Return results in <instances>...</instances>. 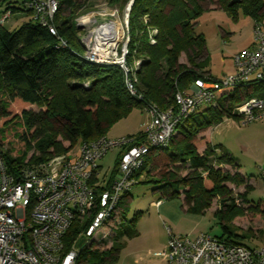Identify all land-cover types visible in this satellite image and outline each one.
Returning <instances> with one entry per match:
<instances>
[{
    "label": "trees",
    "instance_id": "1",
    "mask_svg": "<svg viewBox=\"0 0 264 264\" xmlns=\"http://www.w3.org/2000/svg\"><path fill=\"white\" fill-rule=\"evenodd\" d=\"M29 1L0 0L2 13L22 12L30 17L15 30H8L0 23V157L6 171L14 177L24 165L63 154L77 141L80 144L104 136L114 122L127 116L135 106L143 108L145 103H151L161 109L174 108L177 90H188L196 78L211 77L205 38L195 32L202 0H133L128 14L126 59L128 63L141 60L136 88L142 101L128 93L120 68L89 62L83 57L75 16L93 4L90 0H57L52 20L55 34L33 17L32 9L25 5ZM126 1L108 0L107 3L124 5ZM215 2L217 8L233 15L239 7L253 19V24H262L264 0ZM143 17L147 18L146 23ZM148 28L157 29L154 44L149 43ZM251 97L264 98V79L224 88L215 105L197 108L177 125L166 148L149 147L145 162L134 174L138 183L140 179L158 183L156 189L165 198L182 194L186 211L193 214H202L208 201L219 195L220 207L226 213H215L223 230V234L216 236L241 245L245 244L239 239L245 237L233 232L229 222L245 214L264 218V198L249 201L250 189L233 195L224 182L239 185L249 177L238 171L232 173L213 167L210 157L218 164L236 169L239 165L220 144L212 145L200 134L224 118L239 119L232 108ZM17 103L36 105L39 110L22 107L13 111ZM128 136H134L136 144L145 142L142 130ZM198 141L206 144L202 153L198 151ZM64 142L69 146L65 147ZM30 151L32 154L28 156ZM122 151L109 178L106 177L108 181L116 174ZM178 166L185 167L187 173L178 176ZM200 170L206 174L202 175ZM129 196L130 192L123 196L121 206L126 205ZM81 228L82 225L74 223L68 229L67 248ZM124 234L133 237L136 231L123 228L122 224L108 249L96 244L91 249L85 248L80 252L78 264H116L122 246L120 237ZM106 243L104 240L101 245Z\"/></svg>",
    "mask_w": 264,
    "mask_h": 264
},
{
    "label": "built area",
    "instance_id": "2",
    "mask_svg": "<svg viewBox=\"0 0 264 264\" xmlns=\"http://www.w3.org/2000/svg\"><path fill=\"white\" fill-rule=\"evenodd\" d=\"M57 4V0H31L25 5L42 26L55 34L52 20ZM111 13L114 15L116 10ZM10 16L9 11L4 12L0 23ZM143 21L146 23L147 18L143 17ZM78 22L82 23L79 39L83 57L120 68L126 90L142 101L136 88L141 60L128 63L126 59L127 14L123 23L127 35L121 42L123 26L117 18L90 29L84 27L93 20L82 18ZM252 33L251 46L232 56L234 73L220 79H194L188 90L174 93V108L143 105L147 115L142 129L144 143L136 144L134 136L109 139L104 135L80 143L74 154H55L42 162L24 165L17 177L6 171L0 157V264H78L83 249L111 241L120 223L116 219L120 202L138 183L134 174L145 162L149 147L166 148L177 125L197 108L215 105L224 88L264 79V25L254 23ZM156 34V28H148L150 44L155 43ZM232 113L243 123L262 118L264 98L246 99L235 105ZM115 146L123 150L116 174L112 181L100 180L99 160ZM74 223L83 228L67 248L65 236ZM167 232V243L156 255L169 264H264V232L258 247L231 243L208 232H199L193 238L175 234L170 228Z\"/></svg>",
    "mask_w": 264,
    "mask_h": 264
},
{
    "label": "rangeland",
    "instance_id": "3",
    "mask_svg": "<svg viewBox=\"0 0 264 264\" xmlns=\"http://www.w3.org/2000/svg\"><path fill=\"white\" fill-rule=\"evenodd\" d=\"M130 1L127 0L124 5H108V0H90L93 4L89 8H83L75 16V22L78 23L76 25L80 27L82 23L78 21H81L82 18H89L94 22L84 28L90 29L99 23L112 21L117 18V22L123 26V34L119 37L121 42L127 35L123 23ZM215 1L202 0L200 3L202 12L197 19L195 32L202 34L205 38L207 68L210 70L212 78L220 79L224 75L234 73L232 56L239 50L251 46L253 42V19L249 15L244 14L239 7L235 15L223 9L214 8L217 6ZM2 10L0 8V17L3 15ZM112 10H116L114 15L111 13ZM29 18V15L25 13L16 12L3 23V26L8 30H15L28 21ZM262 22H264V17H262ZM78 37H80V33H78ZM181 59L184 61L185 57ZM22 107L33 111L39 110L36 105L23 106L17 103L14 105L13 111H18ZM146 118L145 110L135 106L127 116L114 122L107 130L105 136L109 139L127 137L129 134L143 129V123ZM220 123L219 125L215 124L206 131V141L210 144H220L223 149L227 150L235 158V162L239 165V170L251 179V181H244L239 185H234L230 182H224V185L233 195L250 189L247 193V199L252 202L264 198V117L245 123L240 118L234 119V122L222 120ZM63 144L65 147L69 146L67 142ZM78 147L79 141L63 154H74L78 151ZM205 147L206 144L203 141L197 142L199 153H202ZM120 150L121 147L115 146L99 160L101 165L100 180L106 177L109 178ZM52 153L54 154V152ZM31 154L32 151L28 153V156ZM209 159L213 167H221L224 171L228 170L234 173L235 169L230 165L218 164L213 157ZM200 172L202 175L206 174L204 170H200ZM186 173V168L180 167L177 175L183 176ZM150 178H153V176ZM157 187L158 183L140 179V182L130 191V200L126 199V205H120L119 215L116 218L120 222L118 229L123 224V228L134 229L136 235L131 237L124 234L120 237L122 246L119 249L116 264H168L155 254V252L163 249L159 245L162 238L163 240L165 239L164 244L166 245L167 243V228H171L175 234L187 235L189 238H193L200 231L208 232L212 235L223 234V230L218 224V218L215 215L216 212L223 215L226 213L225 209L220 207L219 195L213 196L208 201L202 214H193L187 211L184 213L181 210L182 202L179 197L165 198L161 196L156 189ZM158 198H163L168 203V206L172 208L168 212L164 209L161 210L159 215L157 208L150 204L151 200ZM229 226L233 232L242 234L245 237L244 239H239L245 245L251 247L261 245L264 218L260 215L245 214L244 216H235L230 220ZM113 237L114 235H111V241L109 240L106 245H101L99 248L108 249L112 245ZM233 238L238 239L236 237Z\"/></svg>",
    "mask_w": 264,
    "mask_h": 264
},
{
    "label": "crops",
    "instance_id": "4",
    "mask_svg": "<svg viewBox=\"0 0 264 264\" xmlns=\"http://www.w3.org/2000/svg\"><path fill=\"white\" fill-rule=\"evenodd\" d=\"M214 8H217V7H214ZM262 25H264V22H262ZM182 57H180V60H183V59H181ZM209 70V69H208ZM210 71V70H209ZM211 74V73H210ZM212 77V76H211ZM223 120H230L231 122H234V119H232V118H224ZM222 122V121H221ZM144 123H145V121H144ZM144 123H143V125H144ZM219 124H221V123H218L217 125H219ZM214 126V125H213ZM212 127V126H211ZM211 127H209V128H207L206 130H204L203 132H201V135L200 136H204L205 134H206V131L208 130V129H210ZM142 130V129H141ZM139 131V130H138ZM133 133H135V132H133ZM132 134V133H131ZM212 145H214V144H212ZM99 165H100V163H99ZM100 167H101V165H100ZM235 169V171H238L239 173H241V174H243L240 170H239V168L238 169H236V168H234ZM244 175V174H243ZM249 180L251 181V179L249 178ZM130 196L129 197H127V200L129 201L130 200ZM179 199L181 200V210L185 213L186 212V208H185V206H184V204H183V197H182V195H179ZM150 204L152 205V206H155L156 208H157V210L159 211L158 212V214L160 215V211L161 210H166L167 212L172 208V207H169L168 206V203L166 202V201H164L163 200V198H158V199H155V200H151L150 201ZM171 229V228H170ZM172 231V230H171ZM200 232H204V231H200ZM199 233V232H198ZM197 233V234H198ZM196 234V235H197ZM179 235H182V234H179ZM195 235V236H196ZM187 236V235H186ZM194 236V237H195ZM165 239L163 240V238L161 239V241H160V243H159V245L161 246V247H165ZM158 252V251H157ZM157 252H155V254L157 253ZM163 260V259H162ZM164 262H167V261H165V260H163ZM168 263V262H167ZM169 264V263H168Z\"/></svg>",
    "mask_w": 264,
    "mask_h": 264
},
{
    "label": "water",
    "instance_id": "5",
    "mask_svg": "<svg viewBox=\"0 0 264 264\" xmlns=\"http://www.w3.org/2000/svg\"><path fill=\"white\" fill-rule=\"evenodd\" d=\"M133 0L130 1V6L132 4ZM232 2H239V0H232ZM130 6L128 8V12H127V15L129 14V9H130ZM78 27V26H77ZM79 28V27H78Z\"/></svg>",
    "mask_w": 264,
    "mask_h": 264
},
{
    "label": "bare ground",
    "instance_id": "6",
    "mask_svg": "<svg viewBox=\"0 0 264 264\" xmlns=\"http://www.w3.org/2000/svg\"><path fill=\"white\" fill-rule=\"evenodd\" d=\"M116 28H117V26H116Z\"/></svg>",
    "mask_w": 264,
    "mask_h": 264
}]
</instances>
